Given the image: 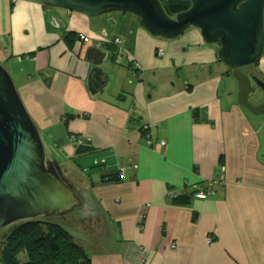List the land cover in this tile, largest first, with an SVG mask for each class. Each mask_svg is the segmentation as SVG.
I'll use <instances>...</instances> for the list:
<instances>
[{"label":"crops","instance_id":"1","mask_svg":"<svg viewBox=\"0 0 264 264\" xmlns=\"http://www.w3.org/2000/svg\"><path fill=\"white\" fill-rule=\"evenodd\" d=\"M178 39L153 37L128 13L91 17L41 0H0L7 71L39 132L59 149L52 158L112 232L116 247L94 253L93 264H264L262 131L223 97L219 47L193 32L183 54ZM90 49L104 54L107 81L96 94ZM253 70L264 79V56ZM72 136L94 150L78 155ZM87 156L98 170L82 180L63 164ZM107 173L123 182L101 183ZM212 181L207 200L173 203Z\"/></svg>","mask_w":264,"mask_h":264},{"label":"water","instance_id":"2","mask_svg":"<svg viewBox=\"0 0 264 264\" xmlns=\"http://www.w3.org/2000/svg\"><path fill=\"white\" fill-rule=\"evenodd\" d=\"M48 6L88 16L107 12L134 15L156 38L176 40L196 28L204 42L217 45L218 59L237 82L238 105L264 116V104L253 106L252 79L240 69L256 66L264 56V0H192L189 10L170 17L160 0H41ZM90 90L96 94L107 77L104 54L90 49ZM105 78V79H104ZM264 91V82L253 79ZM55 158H48L40 132L28 114L12 76L0 65V231L18 222L66 214L82 202ZM1 264V263H0Z\"/></svg>","mask_w":264,"mask_h":264},{"label":"trees","instance_id":"3","mask_svg":"<svg viewBox=\"0 0 264 264\" xmlns=\"http://www.w3.org/2000/svg\"><path fill=\"white\" fill-rule=\"evenodd\" d=\"M191 1L192 0H160L164 10L172 18L189 10L192 6ZM72 36V34L68 35L67 39H72ZM144 126L141 128L143 133ZM76 148L78 155L88 154L94 150L84 141L82 146H77ZM121 182H123V178L119 173H107L103 174L101 177V183L119 184ZM80 192V197L83 198L82 195L84 192L75 190L78 198ZM192 198L193 194L176 197L173 199V203L178 205H189ZM84 201L82 207L76 208V211L82 212L78 222L84 224L90 220L89 227H98L103 219V213L97 206L93 205L90 199L87 200L84 197ZM87 216L89 217L88 220ZM94 217L96 219H93ZM86 226L84 230L88 232L87 230H89V228H86ZM83 244L84 246L61 224L53 222L51 216L39 217L30 221L18 222L0 231V263L93 264L92 256L94 253L89 255L86 250L85 242ZM102 253L103 252L99 251L96 254Z\"/></svg>","mask_w":264,"mask_h":264},{"label":"rangeland","instance_id":"4","mask_svg":"<svg viewBox=\"0 0 264 264\" xmlns=\"http://www.w3.org/2000/svg\"><path fill=\"white\" fill-rule=\"evenodd\" d=\"M193 32L200 33V31L198 29L192 28V29L188 30L183 37L181 36V38L177 40V43L184 44V46L182 48L183 54H186L184 52V47L189 45L188 42H192L191 40H189V37H190L191 33H193ZM215 46H217V45H215ZM0 65L7 71L6 61L1 56H0ZM221 67H226V66L224 64H222ZM223 69L228 71V68H223ZM249 70H250L249 68L240 69V71H244L247 74H250ZM7 72L9 73V71H7ZM224 90H226V91H224ZM221 91H222V94L224 92V94H223L224 98L231 95L236 102L238 101L237 82L235 80H233L231 77L225 75L222 78ZM250 102L253 106L263 105L264 104V91L257 90L256 93L252 95ZM245 111L248 113L249 116H251L253 119H255L258 122L259 132L262 131V133H261V139L263 141L262 155L264 156V116L256 117V116L251 115L247 110H245ZM40 135H41V133H40ZM41 138H42V141H43V144L45 147V152H46V155L48 158H52L54 156H57V152L60 154L59 149H56V147L54 145H52L51 143L46 142L44 135H41ZM70 145L72 147L75 146V144L74 145L70 144ZM87 159H89V156L82 158V159H79V160H76V161L64 159L63 164H65V166L67 168H69L70 170H72L74 173H77L78 174L77 176L80 178V180H82L85 177H88L92 172L98 170V168L92 169L94 164L92 161L87 162ZM59 161L61 162L60 159H59ZM80 164H82L84 166L85 170L87 169L84 173L79 168ZM77 190L78 189H76V191ZM83 192H84L82 195L83 198L80 197L81 192L79 194V198L81 199V202H82L80 207H82L84 205L83 204L85 202L84 197L87 200H89V195H86L85 191H83ZM80 207H78V208H80ZM81 215H82V212H79L78 210L76 211V209H75L74 211L68 212L66 214L53 215V216H51V220L53 222H57V223L61 224L68 231H70L75 236V238L78 240V242H80L83 246H84L83 243L85 242L86 250H87L89 255L92 253H97L99 251L108 252L109 250H113L116 247L115 242L113 241L112 232L109 231V228H108L107 224L104 222V220L103 219L101 220V223L99 224L98 227L97 226L96 227H93V226L89 227L90 220H88V218H89L88 216H87V220L89 222L87 221L84 224L82 222H78ZM93 219H96V218L94 217ZM85 226H86V228H89V230H87L88 232H86V230H84Z\"/></svg>","mask_w":264,"mask_h":264},{"label":"built area","instance_id":"5","mask_svg":"<svg viewBox=\"0 0 264 264\" xmlns=\"http://www.w3.org/2000/svg\"><path fill=\"white\" fill-rule=\"evenodd\" d=\"M79 40L84 42V43H88L90 41L89 38L83 34L79 35ZM122 43H123V41L120 37H117L114 39V44L117 45L118 47H121ZM158 55L163 56L164 55L163 51L160 50L158 52ZM121 62H122V55H121V51H120V53L118 54V57H117V63L120 64ZM150 129H151V126H148V125H145L144 129H143V131H144V133L148 139L151 138L149 135ZM71 140L73 141V143H75L76 146H82L83 145V140L77 136H72ZM161 144L163 146L166 145V141H161ZM216 185H217V182L212 181V182L202 184L200 186H196L194 188L193 197L195 199H199V200H207L211 196L215 195V193H216L215 186Z\"/></svg>","mask_w":264,"mask_h":264},{"label":"flooded vegetation","instance_id":"6","mask_svg":"<svg viewBox=\"0 0 264 264\" xmlns=\"http://www.w3.org/2000/svg\"><path fill=\"white\" fill-rule=\"evenodd\" d=\"M247 68L250 69V70H249V71H250V74H247V73H245L244 71H241V72H242L243 74L245 73L247 76H249V77L252 79V85H253V87H256L257 90H261L260 87L257 86L256 82L253 81V79L256 77L258 80L263 81V82H264V79H263L262 77H260L259 74H257V73L254 72V70H253L254 68H253V67H247ZM251 69H252V70H251ZM231 74H232V72L228 70L226 76L231 77ZM257 90H256V91H257ZM262 91H263V90H262ZM252 95H253V94H252ZM252 95L250 96V99H251ZM63 170H64V169H63ZM64 172H66V171H64ZM64 175L66 176V173H65ZM66 177H67V176H66ZM69 181H70V180H69ZM70 183H71V182H70ZM71 184H72V183H71Z\"/></svg>","mask_w":264,"mask_h":264}]
</instances>
